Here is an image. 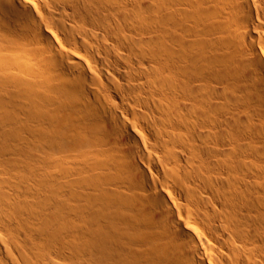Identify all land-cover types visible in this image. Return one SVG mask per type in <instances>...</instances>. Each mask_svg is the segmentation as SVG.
<instances>
[{"label":"bare ground","instance_id":"obj_1","mask_svg":"<svg viewBox=\"0 0 264 264\" xmlns=\"http://www.w3.org/2000/svg\"><path fill=\"white\" fill-rule=\"evenodd\" d=\"M0 168V264H264V0H0Z\"/></svg>","mask_w":264,"mask_h":264},{"label":"rangeland","instance_id":"obj_2","mask_svg":"<svg viewBox=\"0 0 264 264\" xmlns=\"http://www.w3.org/2000/svg\"><path fill=\"white\" fill-rule=\"evenodd\" d=\"M141 130H142V129H141ZM0 169H1V168H0ZM2 169H3V168H2ZM8 171H9V170H8ZM9 172H10V173H8V172L6 171V173H5V171H4V172L2 173V172L0 171V173H2V174H0V177L2 176V177L0 178V182H3V181H4L5 184L8 186V188H9V185H11V184H12V185H11L12 187H14V185H15V187H16L15 189H17V190L20 189V187L22 188V190L20 189L21 191L18 190V191L20 192V194H21V195H20V194L18 193L17 190L11 188V186H10V190H9V192L12 194L13 197L20 198L19 196H22V193H23V195H25L24 193L27 194L26 191H27L28 189L26 188V186L28 187V185H27V183H26V182H27L26 179H22V178H24V177H22V175H19L18 173L16 174V172H15V171L13 172L12 169H11ZM21 177H22V178H21ZM17 178H18V179H17ZM15 179H16L17 181H16ZM9 180H10V181H9ZM19 180H20V182H19ZM4 182H3V183H4ZM18 182H19L20 184L22 183L23 185L21 186ZM3 183H2V185H3ZM9 183H10V184H9ZM15 183H17L18 185L15 184ZM24 183H25V184H24ZM8 184H9V185H8ZM0 185H1V184H0ZM2 185H1V186H2ZM2 187H4L3 190H5V191L8 189V188L5 189V186H2ZM17 187H18V188H17ZM12 189H13V190H12ZM25 190H26V191H25ZM11 191H17L18 195H17V194L15 195L14 192H11ZM28 191H29V190H28ZM28 193H29V192H28ZM13 194H14V195H13ZM28 195H31V192H30L29 194H27V197H28ZM21 198H22V197H21ZM21 198H20V199H21ZM23 198H24V197H23ZM29 198H30V197H29ZM25 199H26V196H25Z\"/></svg>","mask_w":264,"mask_h":264}]
</instances>
